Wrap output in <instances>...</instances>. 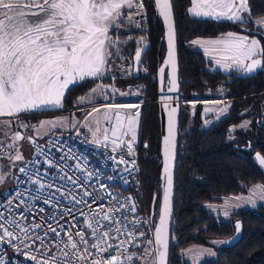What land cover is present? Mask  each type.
<instances>
[{"label":"snow or ice","instance_id":"snow-or-ice-1","mask_svg":"<svg viewBox=\"0 0 264 264\" xmlns=\"http://www.w3.org/2000/svg\"><path fill=\"white\" fill-rule=\"evenodd\" d=\"M154 2L158 16L163 18L167 26L168 56L164 64L171 65L169 91H173L176 88V80L172 2L171 0H154ZM188 11L194 16L244 25L245 31L255 24L256 33L264 38V16L252 18L250 0H191ZM144 13V0H0V117L7 118L0 119V133L8 137L13 120L22 128L35 129L37 134H42V130L46 127H55L57 121L42 120L38 125H29L20 122L19 117L26 112L59 107L62 105L66 91L89 77L103 76L108 71L109 62L113 57L122 58L121 45L127 43L126 40L121 41L118 36H113L112 31H119L122 26H126L124 22L132 23L136 15ZM139 26L137 23V27ZM143 40L144 37H141L138 44L142 45ZM191 43L215 46L212 50L223 54L216 63L226 70L236 69L248 74L264 70V45L255 36L250 37L229 31L216 39H194ZM144 50V47H137L133 58L135 62H142ZM205 51L208 49L206 48ZM164 72L165 67L162 66L159 69L161 80H163ZM104 88V85H97L91 90V94L79 98L80 102L83 103L86 99L90 102L97 94L104 95ZM113 91L116 90L113 89ZM105 98L107 99L106 95ZM138 107L139 105L112 103L103 105L104 122L110 124L113 116L116 121L110 129L102 128L100 120H96L94 125L89 123L88 118L102 110L93 108L87 113L84 126L91 131L94 143L102 144L105 148L111 146L113 152H116L118 148L126 147L128 155L133 157L137 139L136 124L140 114L137 111L134 116L129 115L125 118L121 116L119 109ZM176 111V107H172L168 112V134L163 138L162 178L165 184L159 223L154 228L153 238L147 239L145 232L135 228L129 231L128 224L125 223L126 216L115 218V214L122 209L133 213L136 211V205L131 198L118 206L113 205L107 211L101 205L99 211L92 212L87 222V227L91 229V241L83 231L74 233L75 225L65 229L59 221H57V227L47 224L41 234L39 230L46 223L45 217L41 216L39 223L35 221V218L28 222L25 212H32L36 208L31 201L43 199L46 204L58 205L55 193H50L46 197L44 195L45 189H51L55 185L42 182L43 177L39 170L33 173L21 167L19 171L24 173L28 177V183L34 186L31 189L34 194L30 195V200L26 201L21 199L22 194L17 192L15 197L7 200L4 205H0L4 208V211H0V244H7L13 252L20 253L35 264H167L170 248L169 219L172 215V167L177 148ZM211 111L214 109L205 108V113ZM226 111L227 106L221 107L217 119ZM125 119L127 120L126 128L124 127ZM208 123L210 121H205V124ZM250 123L245 121L239 127L247 128ZM235 127L233 126L230 131H234ZM124 137L129 138L125 140ZM10 139L11 143L0 145V156L7 155L8 160L15 166L16 161L24 159L19 142L26 139L29 143L35 144V139L20 131L11 132ZM5 148L14 150L15 154L4 151ZM65 158L61 157V160ZM113 159L117 160L118 164L125 165V171L136 167L135 159L126 160L123 155L118 159L114 156ZM255 160L260 166H264V156L260 153H256ZM47 163L49 166H54L51 160ZM75 167L85 174L84 179L68 176L63 169L60 170V178L66 179L74 187H83L95 173L88 170L85 165H81L79 160ZM5 175L0 172V183L4 182ZM99 186L106 187L103 184ZM57 191H60L59 187ZM249 191L250 194L247 197H226L224 215H229L228 207L233 200L253 204L256 202L254 197L264 200V184H256ZM61 195L64 198L70 195L76 204H86L84 196H90L91 193L84 191L83 196L77 199L71 194V190L66 189ZM17 199L19 204L13 208V202ZM22 206L23 210L18 211ZM235 206L238 207L239 204ZM38 211L43 212L44 209L40 208ZM71 211L66 209L60 218L63 219V215H70ZM80 214L88 215L83 212ZM49 218L56 220V215L53 214ZM105 221L109 223H104ZM140 223L141 221L135 217L129 222V224ZM145 223H151V221H145ZM241 228V223L237 221L236 232L239 233ZM113 231L118 236L126 235L127 240H119L118 244L110 243L111 240L118 239V236H112ZM61 232L65 233L66 239L61 238ZM139 237L146 239L139 240ZM214 243L227 244L228 241H214ZM126 244H143V251L131 252ZM187 252L194 253V264L205 253L215 255L211 249H188ZM7 257L6 250L0 252V264H6Z\"/></svg>","mask_w":264,"mask_h":264},{"label":"trees","instance_id":"trees-1","mask_svg":"<svg viewBox=\"0 0 264 264\" xmlns=\"http://www.w3.org/2000/svg\"><path fill=\"white\" fill-rule=\"evenodd\" d=\"M190 3L191 0H172L177 28L181 92L187 98H193L223 86L229 97L226 114L207 128L202 127L199 104L195 111H192V106L188 104L182 106L169 264H189L180 257L179 250L192 244L208 245L213 239L228 243L222 244L216 260H206L201 264H264V206L236 213V222L239 221L242 225L239 238H236V222H218L200 207L203 202L218 201L223 196L245 192L252 184L264 182V172L252 158L254 153L264 156V71L253 77L243 78L234 77V73L209 70L207 59L201 51L190 46V40L198 36H216L227 31H245V26L211 18L193 17L187 11ZM144 5L145 13L136 16V23L124 22L126 27H130V32L119 35L118 31H112L113 36L119 35L121 41H127L121 45L122 58L116 59L130 63L137 47L149 42L151 48L143 57L138 75L133 74L132 62L131 73L117 76L112 83L120 89L129 86L137 88L138 93L142 95L140 97L145 100L139 110L134 157L139 166V194L143 211L151 216L156 195L153 216L156 217L161 194L157 70L166 48L163 24L154 0H144ZM250 7L253 19L264 16V0H250ZM137 23L140 26L135 28ZM254 25L248 30L252 31ZM141 37H144L142 45L138 44ZM262 39L264 42V38ZM111 61L115 62L114 57ZM105 82H111L108 74L88 78L66 91L62 102L69 105L75 95ZM50 111L42 113L49 114ZM23 118V115L19 117ZM245 121L251 122L249 126L239 127ZM233 126H236L235 130L230 131ZM248 146L251 148H247ZM31 152L32 149L27 158ZM8 189L3 190L0 197ZM154 223L155 218L153 225ZM142 251L143 244L139 252Z\"/></svg>","mask_w":264,"mask_h":264},{"label":"built area","instance_id":"built-area-1","mask_svg":"<svg viewBox=\"0 0 264 264\" xmlns=\"http://www.w3.org/2000/svg\"><path fill=\"white\" fill-rule=\"evenodd\" d=\"M223 94H221V97ZM225 97H222L223 100ZM136 105H139V109L145 103L141 97L133 100ZM178 102L181 106L188 103V98L181 93ZM108 103H114L113 101ZM106 103V104H108ZM99 104L91 105L89 108L93 109ZM7 142L0 137V145H6ZM8 151V149H3ZM42 150V151H40ZM123 155L126 160L135 159L136 167L135 169H129L125 171V165L118 164L117 160L113 157L119 158ZM7 155L0 156V162L6 158ZM61 157H66L61 160ZM75 157V158H74ZM78 158V159H77ZM51 160L54 166H49L47 161ZM85 165L86 168L95 175L92 179L87 180L83 187L73 186L66 179H61V169L68 176L81 177L84 179L85 174L77 170L75 165L78 163ZM37 161L39 163H37ZM21 167L26 168L29 172L35 173L39 170L43 177L45 183H53L55 186L51 189H45V197L50 193H55L56 200L59 202L58 205L46 204L43 199L38 201H31V203L36 205V208L32 212H25L28 217V222H31L33 218L37 223L41 222L40 217L44 216L46 223L44 227L40 229V233L43 234L44 229L47 224H51L53 227H57V221L68 229L70 226L75 225L73 232L83 231L87 238L91 241V229L87 227V222L90 219L92 212L99 211V207L103 205L105 211H107L113 205H119L125 203L129 198L136 205V211L130 212L127 209H122L119 213L115 214V218L127 217L125 221L128 224V230L131 231L133 228L146 233V238L150 239L153 237V219L150 215L143 211V205L140 199L139 189L141 186V181L138 177L139 166L136 158L130 157L127 153V148L124 147L116 152L108 150L107 148L96 144L87 135L82 134L77 128L65 132L61 135L50 134L36 142L32 149L31 155L23 162ZM103 184L106 187L101 188L99 185ZM34 186L28 183V177L18 170L17 176L13 185L5 192V194L0 197V205H4L7 200L16 196V193H21V199L30 200V195L34 194L31 189ZM59 187L60 191H57ZM71 190V194L75 195L77 199L83 196L84 191L91 193L90 196H84L86 204H76L72 201L71 196L64 198L61 193L65 190ZM19 204V200H14L12 207ZM43 208V212L38 210ZM66 209H71L70 215H61ZM23 210V206L18 211ZM0 211H4L3 207H0ZM86 213L88 215H81L80 213ZM53 214L56 215V220H52ZM103 213H101L102 215ZM7 215V213H6ZM75 217V219H73ZM135 217L140 220V224H129L132 218ZM156 220V219H155ZM145 221H151V223H145ZM104 223H109L105 221ZM113 227H118L119 225H112ZM59 231V229H57ZM51 235V233L49 234ZM113 237H117L118 234L113 231ZM61 238L66 239L65 233L61 232ZM145 237H139V240L146 239ZM78 239V238H77ZM119 240H127L126 235H119L118 239H113L110 243L118 244ZM142 244H126L131 252H139ZM7 251L8 257L6 259V264H35L34 261L25 258L20 253L13 252L7 244H0V252ZM53 251L55 249L53 248ZM35 254V253H34ZM136 259V258H134Z\"/></svg>","mask_w":264,"mask_h":264},{"label":"rangeland","instance_id":"rangeland-1","mask_svg":"<svg viewBox=\"0 0 264 264\" xmlns=\"http://www.w3.org/2000/svg\"><path fill=\"white\" fill-rule=\"evenodd\" d=\"M191 7V3L188 6V9ZM127 11V10H126ZM134 11V10H133ZM188 13L191 16H194L192 13H190L188 11ZM139 16V15H136ZM136 16L134 19V23H136ZM194 17H198V16H194ZM198 18H208V17H203V16H199ZM127 23V22H125ZM135 28H138L137 25L134 26ZM256 25H254L252 27V31H240L241 33H244L245 35H249L250 37L255 36V38L260 39L261 40V44L264 45L263 39L261 36H259L257 33H255L256 31ZM243 29L245 30V27H243ZM130 30V27H121L119 29V31L117 32V34L119 33H123V32H128ZM130 32V31H129ZM112 35L114 34L113 32L111 33ZM120 35V34H119ZM118 35V37L120 38V36ZM116 36V35H114ZM217 37V36H216ZM210 38L213 37H203V36H198V37H194L193 39L190 40V46L194 48H197V50L201 51V53L205 56V58L207 59V68L209 70H218L219 68H221V65H218L216 63L217 59H220L221 55H223L222 53L213 51L212 49L215 47L213 45H193L191 42L194 39H202V40H212ZM121 40V39H120ZM208 49V51H205V49ZM115 59L114 61L109 62V66H108V71H106L104 73V75L108 74V76L111 78V82H105V83H100L98 85H104V95L101 94H97L94 99H92L90 102L86 99L83 103L80 102L79 98L81 97H86L87 95L91 94V90L94 87L89 88L86 92L81 93L80 95H75L74 98L70 101V104H65L62 102V105L59 107H54L53 109H49V110H42V111H38V112H33V113H24L21 114L23 116H25V118L23 119H19L20 122L22 123H26L29 125H38L40 121L42 120H51V121H57V125L55 127H46L44 130H42V134H37L36 130L33 128H22L19 126V123H17L16 121H13L12 125H11V132H15V131H20L21 133L28 135V136H32L35 139V143L39 142L40 140H42L43 138H45L46 136L50 135V134H56V135H61L64 134L65 132L71 131L75 128H77L82 134L87 135L91 140H94V137L91 133V131L89 130L88 127H85V117L87 115L88 112H91L92 109H90L89 107L91 105H95V104H99L98 106H96L95 108H101V112L99 113H93V115L91 117L88 118V121L90 124L94 125V122L96 120H100L101 122V126L103 127H107V128H111V126H114L116 121L115 118L113 116V119L111 120L110 124L105 123L104 122V112H103V108L102 106L105 105L108 102L113 101L114 103L112 104H124V105H136L133 100L142 96L141 94L138 93L137 88L135 87H127L125 89H120L118 88L116 85H113V80H115V78L117 76H125V75H129V73H131L132 68H131V64L130 63H126L124 60L122 59ZM222 71V70H221ZM235 70L232 69H223V73H227V72H234ZM89 78H93V77H89ZM105 78V77H104ZM88 79V78H87ZM113 89H115L116 91L114 92ZM120 93H127L126 95H121ZM219 94V88L215 91L213 90H209L206 91L203 95H200V97L203 100H199L201 99L200 97H194L192 98L193 100L190 101L188 104L192 106V111L196 110V106L199 104L200 105V113L203 119V128H207L208 126H210L212 123L218 121L220 118H222L225 114L223 113L222 115L219 116V118L217 119V114L218 111L221 107L227 106L228 104L224 101V100H215L214 98L216 96H218ZM105 95L107 96V99L105 98ZM101 101V102H98ZM219 101L221 102L220 104H216L213 102ZM208 102V103H205ZM226 103V104H225ZM188 109V105L186 106ZM205 108H211L214 109V111L205 113ZM53 110V111H50ZM139 108H124V109H119L121 116L123 117H127L129 115L134 116L135 113L138 111L139 112ZM50 111V113H42V112H48ZM36 113V114H35ZM0 119H6V118H0ZM59 121H63V123H59ZM205 121H210V123L205 124ZM139 122V121H138ZM124 127H127V120L125 119L124 121ZM11 132H9L8 137H5L2 133H0V135L3 137H1L3 140H5L7 142V144L11 143ZM109 137L111 138V132L109 131ZM136 134L138 137V123L136 124ZM129 137H124L125 140H127ZM137 140V139H136ZM136 144V142H135ZM134 144V146H135ZM102 146V144H99ZM109 145H110V140H109ZM19 146H20V151L23 154L24 159L22 161H16L15 162V166L12 165V163L8 160V158L6 157V159H4L1 164H0V172L6 174L5 175V180L3 183H0V194L3 190L8 189L9 187H11L15 181L16 175L18 173V169L20 167V165L25 162L29 151L31 149H33L34 144L29 143L26 139L22 140L19 142ZM104 147V146H103ZM108 150H111V146H109L107 148ZM122 148H118V150H120ZM11 151V154H15L14 150H8ZM256 184H264V182H260V183H255L249 186V188L242 193H238V194H233V195H229V196H223L221 200L218 201H206L200 204V207H202L208 214L214 216L218 222H231V223H235L236 222V213L245 210V209H255L259 206H264V200H260L258 197H254L255 199V204L253 203H248L246 201H231L230 205L228 207V211H229V215L225 216L224 215V200L226 197H235V196H244L247 197L250 194V189L256 185ZM236 204H239V206H235ZM209 205H213L215 207H208ZM157 217H158V211L156 212ZM153 238V237H152ZM151 239V238H150ZM214 241H218V240H212L210 244L208 245H202V244H192L190 246L181 248L179 250V255L180 257L187 263L189 264H194L193 261V255L194 253H189L187 252L188 249H194V250H202V249H211L212 252L215 253V255H209L207 253H205L204 255L200 256L198 261L196 262V264H201L202 262L206 261V260H216L218 253L222 247V244H217L214 243Z\"/></svg>","mask_w":264,"mask_h":264},{"label":"water","instance_id":"water-1","mask_svg":"<svg viewBox=\"0 0 264 264\" xmlns=\"http://www.w3.org/2000/svg\"><path fill=\"white\" fill-rule=\"evenodd\" d=\"M172 2V0H171ZM155 3V2H154ZM173 8V5H172ZM161 18L162 24H163V38L165 41V54L164 57L162 59V62L160 64V66L158 67L157 70V103L159 105V123H160V136H161V140H160V153H161V170H160V187H161V194H160V204H159V208H158V217L156 218L154 223V228L158 225L159 223V212H160V208L162 205V201H163V187L165 184L163 177V161H164V156H163V148H164V144H163V138L165 135L168 134V112L170 111V109L172 107H176L177 111L175 114V121H176V139H177V148H176V156L175 159L173 161V167H172V171H173V189H172V215L169 219V238H170V248H169V254L167 257V264H169V260H170V251H171V238H172V224H173V212H174V200H175V177H176V167H177V152H178V143H179V129H180V115H181V110H182V106L179 104L178 102V98L180 96L181 92V87H180V77H179V55H178V40H177V28H176V23H175V17H174V12H173V23H174V29H175V49H174V59H175V80H176V88L173 91H169V88L171 87L170 84V72L172 71L171 65L165 66L164 61L168 56V40H167V26L165 25L163 18ZM141 47H144L145 50L142 52V60L144 55L150 50L151 48V43L147 42L145 44H143ZM136 52V51H135ZM135 56V53L133 54V58ZM133 62V74L136 76L139 74V70H140V65L141 63H137L134 61V59H132ZM165 67V72H164V76H163V80H161L160 77V73H159V69L161 67ZM260 71H264V70H257L253 73H242V72H237L234 73V77H243V78H247V77H251L254 76L256 73L260 72ZM169 97H171V99H169ZM255 155L256 153L253 154L252 158L254 160V162L258 165V167L260 168V170L262 172H264V166H260L258 164V162L255 160ZM155 201H156V195L154 196L153 199V203H152V209H151V217L154 216L155 214V210H154V205H155ZM154 220V217H153ZM154 228H153V232H154ZM241 234V231L239 233H237L236 238H239Z\"/></svg>","mask_w":264,"mask_h":264},{"label":"flooded vegetation","instance_id":"flooded-vegetation-1","mask_svg":"<svg viewBox=\"0 0 264 264\" xmlns=\"http://www.w3.org/2000/svg\"><path fill=\"white\" fill-rule=\"evenodd\" d=\"M145 56V55H144ZM237 72H239V71H237ZM237 72H233V73H237ZM261 72V71H260ZM259 73V72H258ZM257 74V73H256ZM238 77H240V76H238ZM253 77V76H252ZM219 88V94H218V96H216L214 99L215 100H222L221 98L222 97H225L223 100L227 103V100H228V97H229V95H227L226 94V92H225V89L223 88V86H219L218 87ZM217 88V89H218ZM216 89V90H217ZM221 94H223V96L221 97ZM194 97H200L199 95H195ZM193 97V98H194ZM201 98V97H200ZM193 99L192 98H188V103L190 102V101H192ZM199 100H203L202 98L201 99H199ZM157 102V101H156ZM187 103V104H188ZM225 103V104H226ZM186 105V104H185ZM189 105V104H188ZM189 106H191V105H189ZM242 148H245L244 146H242ZM247 148H251L250 146H248Z\"/></svg>","mask_w":264,"mask_h":264},{"label":"crops","instance_id":"crops-1","mask_svg":"<svg viewBox=\"0 0 264 264\" xmlns=\"http://www.w3.org/2000/svg\"><path fill=\"white\" fill-rule=\"evenodd\" d=\"M187 11H188V8H187ZM194 17V16H193ZM240 31H242V30H240ZM240 31H231V32H236V33H238V34H244V33H241ZM227 32H229V31H227ZM227 32H223V33H220V34H218V35H216V36H209V37H213V38H210V39H216V38H219L222 34H226ZM197 49V48H196ZM223 69H225V68H223V67H221V68H219L218 70H222L223 71ZM232 70H235L234 72H237V70L236 69H232ZM227 73H233V72H227ZM64 98V97H63ZM63 100V99H62ZM53 109L54 107H49L48 109H46V110H49V109ZM33 112H38V111H31V113H33ZM26 113H30V112H26ZM24 114V113H23ZM0 118H6V117H0ZM139 121V120H138Z\"/></svg>","mask_w":264,"mask_h":264}]
</instances>
